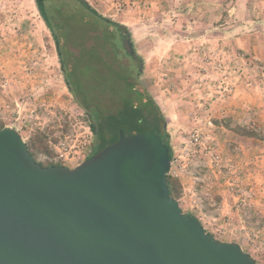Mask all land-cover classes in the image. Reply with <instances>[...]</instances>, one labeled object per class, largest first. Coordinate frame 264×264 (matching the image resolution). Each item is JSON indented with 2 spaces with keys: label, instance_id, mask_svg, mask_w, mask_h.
Instances as JSON below:
<instances>
[{
  "label": "rangeland",
  "instance_id": "374dc122",
  "mask_svg": "<svg viewBox=\"0 0 264 264\" xmlns=\"http://www.w3.org/2000/svg\"><path fill=\"white\" fill-rule=\"evenodd\" d=\"M86 1L127 27L134 54L123 48L118 57L107 41L102 67L118 77L104 80L94 71L73 79V88L87 92L79 93L80 102L97 100L91 111L102 115L105 128L116 127L136 105L124 91L116 97L104 91L123 76L138 84L154 104L146 119L138 117L140 125L123 129L125 135L160 136L161 128L173 149L169 175L181 183L177 202L183 212L197 216L216 239L240 244L257 264H264V0ZM43 4L50 15L57 10L88 15L87 38L63 41L67 63L82 46L98 43L94 37L100 31L91 27L93 18L77 0ZM102 30L115 33L107 24ZM131 69L132 75L125 76ZM153 116L160 126H154ZM91 120L66 85L38 1L0 0V121L17 130L25 143L45 136L51 155L39 154L40 163H49L45 157L61 142L81 150V158L66 166L74 168L89 158L97 142ZM237 128L258 138L242 136ZM195 130L202 133L200 145L190 142ZM110 138L115 143L117 138Z\"/></svg>",
  "mask_w": 264,
  "mask_h": 264
},
{
  "label": "water",
  "instance_id": "95a60500",
  "mask_svg": "<svg viewBox=\"0 0 264 264\" xmlns=\"http://www.w3.org/2000/svg\"><path fill=\"white\" fill-rule=\"evenodd\" d=\"M133 55L130 39L123 41ZM170 148L125 135L74 168L45 167L0 131V264H257L169 196Z\"/></svg>",
  "mask_w": 264,
  "mask_h": 264
},
{
  "label": "trees",
  "instance_id": "16d2710c",
  "mask_svg": "<svg viewBox=\"0 0 264 264\" xmlns=\"http://www.w3.org/2000/svg\"><path fill=\"white\" fill-rule=\"evenodd\" d=\"M79 4L83 7V9L93 18V23L91 27H95L97 31H100V33L94 37L95 41L98 43L95 46H92L91 48H86V46H82L81 51L79 55L74 57L70 63H67V56L65 54V45L63 44V41L66 40L69 42L70 40L72 41H84L87 38V30H88V25H89V20L88 15H84L83 13L76 11L74 13H68L64 10H57L55 14L50 15L48 9H46L45 5L43 2L41 3L38 1V6L40 9V12L42 14V17L47 24L48 28L52 32L57 48H58V53L61 61V65L63 68V72L65 75V82L66 85L71 92V94L75 97V100L77 104L90 116L92 117L91 120V128L92 130L96 133L97 135V142L93 146V152L89 156L91 158L92 156L98 154L100 151L105 149L107 146L111 145L113 142L111 141V136H115L117 139L114 141H118L119 139V132L121 129L125 130V127L129 125H140L139 121L140 118H138L140 115L145 117V112L149 111V108L151 104L153 105V101L150 99V101L147 99L148 95L147 93L142 89L139 88L138 84L134 85L130 81H128V78L124 76L122 77V82H119V84H115L113 82L112 87L108 90H105L104 93H107V96H110L111 94L113 97H116L119 94H126V97L130 99L129 103H132L133 105H136V111L134 113H130V118L124 119V121L120 122L119 125H116V127L108 126V128L104 127V121L102 119V115L95 116L94 113L91 111L92 106L95 107V105H99L96 101H88L86 104H82L80 102V94L87 95V92L85 90H77L73 88V83L72 80L74 79L75 81L81 79L82 76L88 73H92L96 71L98 75H101L100 78H103L104 80L106 79H116L117 76L115 77H110L109 74H107L104 70L102 65H105L103 63V53H105V50L103 46L107 41H111L113 44L112 48L114 50V54L119 57L118 52L124 50L123 48V37L124 35L129 36V32L127 27L121 26L118 23H115L114 21L102 16L99 14L96 10L90 7L88 2L86 0H77ZM104 24H107L109 26H112L115 29V33L112 31H105L102 30V27ZM93 30V28H92ZM120 41L121 46L118 44ZM117 42V44H116ZM82 43V42H80ZM125 52V50H124ZM82 64V67L80 70L79 69V64ZM68 65V66H67ZM68 69L71 70L68 72ZM133 70H127V73L125 76H130L132 75ZM119 85V86H116ZM116 88H121L119 90H116ZM128 93V94H127ZM82 97V96H81ZM138 102V103H137ZM126 105V102H125ZM130 106V105H129ZM156 110L158 111V107H156ZM136 113V117L134 114ZM146 119V117H145ZM153 124L155 122L156 125L155 127L160 126L157 121H159L158 116H153ZM149 124H152L150 122ZM152 124V127H153ZM6 126L0 121V131H2ZM235 132H238L242 136H246L249 138H258L257 135L251 131H246V130H241L240 128L235 129ZM160 133V138L163 140V142L169 146L170 148V159L171 162H173V149L171 145L169 144V136L167 134H163L162 129H158ZM46 141L45 136H36L31 144L26 142V145L28 147V150L30 154L33 156V158L38 162V155L44 153L45 155H51V152L47 147H45L44 142ZM88 159V158H87ZM45 167L48 166H53L52 164L49 163H40ZM60 166V165H58ZM167 185H168V191H169V196L173 198L174 200L178 201V199L181 196L182 193V187L181 183L177 178L171 177L168 175L167 177Z\"/></svg>",
  "mask_w": 264,
  "mask_h": 264
},
{
  "label": "built area",
  "instance_id": "2783aa9c",
  "mask_svg": "<svg viewBox=\"0 0 264 264\" xmlns=\"http://www.w3.org/2000/svg\"><path fill=\"white\" fill-rule=\"evenodd\" d=\"M202 138V133L198 130H195L189 135L190 142H192L194 145H200L202 143ZM81 153V150L78 152L73 151V149H71L65 142H61L58 148L55 150V153L52 156L45 157L44 160L52 165H61L66 167L73 158H76L77 160L80 159L81 157L79 156Z\"/></svg>",
  "mask_w": 264,
  "mask_h": 264
},
{
  "label": "flooded vegetation",
  "instance_id": "af4514ba",
  "mask_svg": "<svg viewBox=\"0 0 264 264\" xmlns=\"http://www.w3.org/2000/svg\"><path fill=\"white\" fill-rule=\"evenodd\" d=\"M37 1H40L41 3H42V2L44 3V0H37ZM127 38H128V39H130V38H129V36H127V35H124V37H123V39H122V40L124 41V40H125V39H127ZM123 41H122V42H123Z\"/></svg>",
  "mask_w": 264,
  "mask_h": 264
},
{
  "label": "crops",
  "instance_id": "0c3cea01",
  "mask_svg": "<svg viewBox=\"0 0 264 264\" xmlns=\"http://www.w3.org/2000/svg\"><path fill=\"white\" fill-rule=\"evenodd\" d=\"M79 165V164H78ZM77 166V165H76Z\"/></svg>",
  "mask_w": 264,
  "mask_h": 264
}]
</instances>
